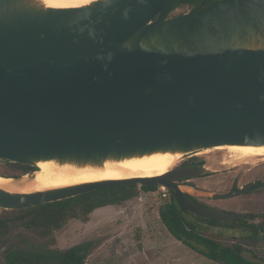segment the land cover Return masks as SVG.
Returning a JSON list of instances; mask_svg holds the SVG:
<instances>
[{"label":"water","instance_id":"95a60500","mask_svg":"<svg viewBox=\"0 0 264 264\" xmlns=\"http://www.w3.org/2000/svg\"><path fill=\"white\" fill-rule=\"evenodd\" d=\"M177 0H94L51 7L0 0V162L101 167L155 153L264 146V0H217L169 16ZM36 170L14 178L32 177ZM163 175L32 192L0 187L1 209H23L117 185L163 186L182 211L231 222ZM255 186V187H254ZM247 183L226 194L242 195Z\"/></svg>","mask_w":264,"mask_h":264},{"label":"rangeland","instance_id":"374dc122","mask_svg":"<svg viewBox=\"0 0 264 264\" xmlns=\"http://www.w3.org/2000/svg\"><path fill=\"white\" fill-rule=\"evenodd\" d=\"M190 10V7H178L169 16ZM187 161L202 162L211 172L180 182L184 191L199 201L222 209L255 214V218L248 219V222L254 223L257 229L238 223L209 224L191 214L186 213L185 216L198 225L203 235L222 245L241 244L246 257L264 263V189L251 187L236 197H215L250 182L264 185V157H246L231 148L214 147L178 156L176 166ZM5 170L7 168L0 162V172ZM137 185L138 196L119 205L95 209L88 220L72 218L48 237H42L20 223L1 224L0 264H7L4 253L10 247L40 245L66 250L88 241H91V246L84 264H221L177 240L163 224L159 212L169 200L170 190L158 186L155 190L144 191L140 184ZM13 216V213H5L0 208L2 220ZM251 236L259 237V240H253Z\"/></svg>","mask_w":264,"mask_h":264},{"label":"trees","instance_id":"16d2710c","mask_svg":"<svg viewBox=\"0 0 264 264\" xmlns=\"http://www.w3.org/2000/svg\"><path fill=\"white\" fill-rule=\"evenodd\" d=\"M213 1L217 0H177L172 10L178 7H190L191 10H195ZM3 164L7 168L4 172H0V175L3 176L17 177L36 170L35 166L27 164L14 162H5ZM141 189L144 191L155 190L157 186L141 185ZM170 193L169 200L162 205L159 213L163 224L177 240L221 264H264L261 261L246 257L241 244L222 245L217 240L203 235L198 229V225L185 216L188 213L198 220L207 221L209 224L238 223L255 230L257 226L248 222V219L255 218V214L244 213L243 219L234 222L205 219L190 212L182 211L177 204L173 190H170ZM138 194L137 184L117 185L29 208L2 209L3 212H11L14 216L10 219L7 218V220L0 218V227L1 224L20 223L27 229L34 230L36 234L48 237L54 231L61 229L72 218L88 220L89 214L95 209L122 204L138 196ZM190 197L195 200L192 195ZM250 238L259 240V237L256 236H251ZM90 246L91 241L80 243L66 250L48 249L46 246L40 245L10 247L5 251L4 256L7 264H84Z\"/></svg>","mask_w":264,"mask_h":264},{"label":"bare ground","instance_id":"6f19581e","mask_svg":"<svg viewBox=\"0 0 264 264\" xmlns=\"http://www.w3.org/2000/svg\"><path fill=\"white\" fill-rule=\"evenodd\" d=\"M42 1L51 7H78L94 0ZM216 148H231L233 152L240 153L246 157H264V146L235 145L218 146ZM178 156L182 155L155 153L120 161H107L104 166L86 168H79L69 164L61 165L53 161H41L36 165L37 169L34 175L32 177L25 175L21 181L0 175V187L10 191L32 192L88 182L159 176L176 166Z\"/></svg>","mask_w":264,"mask_h":264},{"label":"flooded vegetation","instance_id":"af4514ba","mask_svg":"<svg viewBox=\"0 0 264 264\" xmlns=\"http://www.w3.org/2000/svg\"><path fill=\"white\" fill-rule=\"evenodd\" d=\"M213 2H215V1H213ZM210 4V3H209ZM204 164L202 163V162H199V161H187V162H183V163H180V164H178L177 166H195V167H199V166H203ZM32 171H30V172H28V173H31ZM200 177V176H199ZM192 178H195V177H190V178H188V179H186L185 181H189L190 179H192ZM185 181H180V182H185ZM256 186H261V185H257V183H256ZM255 187V186H254ZM234 190V189H233ZM232 190V191H233ZM174 192V191H173ZM189 194V193H188ZM189 196H190V194H189ZM194 197V196H193ZM192 198V197H191ZM193 199V198H192ZM194 200V199H193ZM195 201L196 202H200L202 205H207V206H209V207H215V208H218V209H222V208H220V207H218V206H216V205H213V204H210V203H207V202H203V201H199L197 198H195ZM223 210H227V209H223ZM227 211H230V210H227ZM187 212H189V211H187ZM231 212H233V211H231ZM191 213V212H190ZM193 214V213H192ZM203 218V217H202ZM206 219V218H205ZM243 219V218H242ZM216 220V219H215ZM234 221H236V220H234ZM234 221H231V222H234ZM222 222H227V221H222Z\"/></svg>","mask_w":264,"mask_h":264}]
</instances>
